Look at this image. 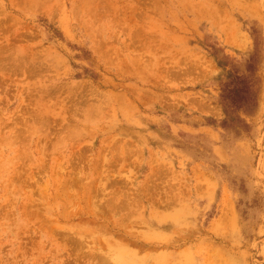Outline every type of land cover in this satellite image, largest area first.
<instances>
[{"label": "rangeland", "instance_id": "374dc122", "mask_svg": "<svg viewBox=\"0 0 264 264\" xmlns=\"http://www.w3.org/2000/svg\"><path fill=\"white\" fill-rule=\"evenodd\" d=\"M0 264H264V0H0Z\"/></svg>", "mask_w": 264, "mask_h": 264}]
</instances>
